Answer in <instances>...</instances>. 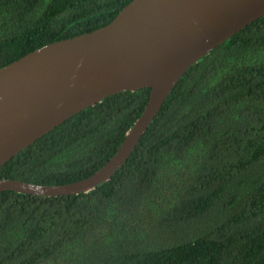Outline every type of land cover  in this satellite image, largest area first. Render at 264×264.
<instances>
[{
  "label": "trees",
  "instance_id": "1",
  "mask_svg": "<svg viewBox=\"0 0 264 264\" xmlns=\"http://www.w3.org/2000/svg\"><path fill=\"white\" fill-rule=\"evenodd\" d=\"M133 0H0V68L110 24ZM150 89L73 116L0 168L59 186L100 170ZM0 264H264V16L180 79L127 163L89 193L0 194Z\"/></svg>",
  "mask_w": 264,
  "mask_h": 264
},
{
  "label": "water",
  "instance_id": "2",
  "mask_svg": "<svg viewBox=\"0 0 264 264\" xmlns=\"http://www.w3.org/2000/svg\"><path fill=\"white\" fill-rule=\"evenodd\" d=\"M263 16L264 0H133L110 24L45 45L0 68V168L104 99L151 90L144 112L96 173L59 186L3 179L0 194L72 196L108 182L127 163L184 74Z\"/></svg>",
  "mask_w": 264,
  "mask_h": 264
}]
</instances>
